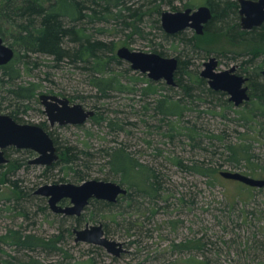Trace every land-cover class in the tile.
Returning a JSON list of instances; mask_svg holds the SVG:
<instances>
[{"label": "rangeland", "instance_id": "obj_1", "mask_svg": "<svg viewBox=\"0 0 264 264\" xmlns=\"http://www.w3.org/2000/svg\"><path fill=\"white\" fill-rule=\"evenodd\" d=\"M141 1L133 2L137 5ZM187 3L197 7L204 5L205 1L154 0L151 8L132 21L130 26L119 25L115 29L108 25L109 32L94 34L105 40H113L116 43L115 55L122 46L134 51H162V56L166 57H176L180 53L182 58H190L188 69L196 72L198 77L203 63L211 55L218 56L219 66L216 69L219 70L235 65L239 55L240 61L255 55V62L263 61L264 44L233 42L227 31L197 35L191 29H186L183 32L185 38L194 36L198 50L186 48L178 40L163 39L157 23L153 24L156 18L154 11L157 8H160V14L163 11H176L185 8ZM88 28L92 31L91 26ZM33 57L37 58L39 64L30 66L31 71L29 74L23 73L20 81L36 82L40 86L36 99L30 101V108L19 113L21 122L42 126L55 139L56 147L59 145L64 149L65 146H75L89 154L79 156L76 168L84 179L78 180L76 174L72 171L66 174L60 165L44 172V166L28 163L36 156L35 152L29 153L26 149L15 147L8 150L9 161L21 157L27 162V166L10 175V179L22 180L20 184L28 192V197L22 199L21 192L9 183L0 181V262L14 255L19 259L31 255L42 264H75L92 257L94 264H190L185 262L189 253H176L174 256L167 246L173 238L179 241L186 237L203 236L209 242L205 255L211 264H264V255L253 242L255 238L262 240L264 214L259 218L250 214L246 222L242 212L264 208V187L252 188L220 175L221 171H232L264 179V129L260 128V121L246 123L243 120L244 111L253 107L254 103L241 106L231 104V107L224 109L212 96L198 90L201 98H195L192 102L186 100L179 117L160 120L161 115L154 109L156 100L165 94L176 99L182 95V89L162 79H149L146 73L133 70L126 60H122V64L115 66L114 70L120 72L123 83L131 80L128 91H112L109 96L96 99L95 91L82 69L67 62L54 65L51 58L45 55ZM259 80L264 82V75ZM147 82L156 86L157 90L144 93L142 88ZM205 85L209 87L206 81ZM40 94L67 98L70 104L79 103L85 109H93L96 114L108 116L112 124L109 126L104 121L96 123L89 118L80 125H50L39 99ZM225 97L222 95L221 99L225 100ZM222 100L219 102L222 103ZM12 109L7 99H0V113L9 114ZM120 126L122 129H115ZM187 127H193V130ZM168 130L171 138L165 134ZM218 136H222L224 141L220 142ZM229 142L247 146L249 159L242 158L236 165L230 162L224 147ZM121 145L130 153L132 160L154 168L160 176L164 191L155 201L156 207L142 196H136V201L130 206L122 198L104 209L90 203L77 221L75 217L54 213L49 209L46 198L33 194L38 186L47 183L79 184L84 180L97 179L120 184L119 175L109 169L102 150ZM176 160L180 163H176ZM5 171V166L0 167V173L4 174ZM133 178L130 173L128 179ZM122 186L128 189L126 184ZM181 200L185 202L181 203ZM153 206L156 208L154 220L147 223L145 216L149 211L146 208ZM20 209H24L28 217L19 215ZM175 219L177 226L173 231L165 222ZM99 222L107 230L105 236L124 244L125 251L119 256L108 253L102 246L74 240L73 228ZM130 222L134 223V227L127 231ZM9 228L23 230L25 234H34L46 241H54L59 236L57 246H62L71 257H63L61 252L47 253L39 249L31 252L15 250L4 241V234ZM145 228H149V233L144 232ZM257 228L259 231L256 234ZM196 253L193 252L196 258H201V253Z\"/></svg>", "mask_w": 264, "mask_h": 264}, {"label": "trees", "instance_id": "obj_2", "mask_svg": "<svg viewBox=\"0 0 264 264\" xmlns=\"http://www.w3.org/2000/svg\"><path fill=\"white\" fill-rule=\"evenodd\" d=\"M133 1L0 0V36L14 50L12 59L8 63L0 65V99H7L9 106L13 107L9 114L17 122L23 123L19 113L29 109L30 101L36 99L40 84L31 81H20L23 73L29 74L32 69L30 66L36 67L39 64L37 58L34 59L33 55L48 56L54 62V65L67 62V64L82 69L87 74L88 83L95 91L94 97L96 99L107 97L112 91H128L130 87L128 85L131 80L123 83L120 72L114 70V67L121 65L123 60L115 55L116 43L113 40L102 39L94 33L103 34L105 31L109 32L110 30L107 29L108 25L114 26L115 29L119 25L130 26L133 24L132 21L144 14L145 10L153 5L154 0H142L137 5ZM204 1L212 11V16L205 25L206 33L227 31V35L233 42L248 41L255 44H264V23L258 27H253L249 31L240 28L237 0ZM186 6H190V4L187 3L185 4ZM154 13L156 18L153 24L157 23V28L161 30L163 39L178 40L179 43H184L186 48L198 50V44L194 36L185 38L183 33H166L159 25L160 8H157ZM89 26H91L92 31L88 28ZM135 28L139 29L136 25ZM157 53L163 55L162 51ZM254 57L243 59L246 70L255 71L258 68L260 70L263 68L264 59L261 62H255L256 59ZM176 58L178 64L174 72V79L176 86L182 89V95L172 99V96L165 94L156 100L154 109L161 115L160 120L172 116L179 117L184 108L182 104L186 103V100L192 102L195 98H201L199 92L212 96L224 109L231 107V104L221 99L223 95L221 92L206 87L205 80L198 77L196 72L188 69L191 64L189 57L182 58L179 53ZM184 76H186V79H183ZM260 76L261 74H258V76L254 74V77H252V99L245 104L254 103L255 105L247 107L248 109L243 113V120L246 123L260 121V128L264 129V82H260ZM156 90V86L149 82L142 88L144 93H152ZM219 100L223 102L220 103ZM222 116L224 117V115ZM91 119L96 123L104 121L109 126L112 124V119L102 113H94ZM187 128L193 130V127ZM115 129L122 128L120 126ZM169 131L165 132V134L171 138L172 135L169 134ZM189 137L193 138L192 135ZM218 138L220 142L224 141L222 136H218ZM53 140L56 143L55 139ZM224 147L228 153V160L233 164L235 163V165L242 158H245V160L249 159V148L241 145V143L229 142L224 144ZM56 148L59 152V158L50 167H45L44 172L60 165V169L65 170L66 174L72 171V173L76 174L78 180H83L84 175L76 166H78L79 156L84 153L88 155L89 153L78 150L75 146H65L64 149H61L57 145ZM102 151L106 154V163L109 165V169L119 175L120 184H126L128 189L127 193L119 196L114 203L92 199L89 204L100 205V208L104 209L115 205L119 198H122L130 206L132 202L136 201V196H142L144 199L149 200V203L155 204V201L162 196L161 192L164 191V188L159 178L160 176L154 168L132 160L130 153L126 151L123 145L111 147L109 150L103 149ZM28 152L31 153L30 151ZM176 163H180L179 160H176ZM3 166L6 167V171L4 174L0 173L2 174L0 181L9 183L13 188L21 192V198L23 199L28 192L20 184L22 180H11L10 175H15L20 169L26 167L27 162L24 158L16 157L12 158L7 164L0 165V167ZM130 173L134 177L132 180L128 179ZM184 202V200H181V203ZM146 210L153 215L156 208L153 206L150 209L146 208ZM18 211L19 215L24 216V218L28 217V213L24 209ZM242 212L244 221L247 222L249 219L246 218L250 214L254 218L261 217L264 214V208L243 210ZM75 219L79 221L80 218L75 217ZM168 222L173 229L175 227L173 222L171 220ZM133 227L134 223L130 222L127 231ZM258 231L259 229L257 228L256 234ZM105 232L107 233L106 229H104ZM144 232L149 233V228H145ZM261 233L263 236L262 240L255 238L253 242L254 246L264 255V234L263 231ZM58 237L56 236L54 241L48 239L46 241L34 234H25L23 230L9 228L4 234V241L15 250L31 252L39 249L47 253L61 252L63 257H71L62 246H57ZM207 243L209 242L205 241L203 236L186 237L176 241V243L171 242L169 249H176L178 254L189 253V258L185 261L187 263L211 264V261L205 255ZM195 251L201 253V258H196L193 254ZM8 255L10 256V254ZM8 259L2 260L0 264H42L31 255L22 259L14 255ZM75 264H94V258H88Z\"/></svg>", "mask_w": 264, "mask_h": 264}, {"label": "water", "instance_id": "obj_3", "mask_svg": "<svg viewBox=\"0 0 264 264\" xmlns=\"http://www.w3.org/2000/svg\"><path fill=\"white\" fill-rule=\"evenodd\" d=\"M240 25L244 29L258 26L264 21V0H239ZM212 12L206 5L192 10L186 8L177 11H163L160 14V25L168 34H175L187 27L195 29L197 34L203 33L204 24L211 18ZM14 55V50L6 44L0 36V65L8 63ZM117 57L130 62L133 70L146 73L153 81L163 79L167 84L175 85L174 72L177 68L176 57L162 56L156 52H142L130 50L125 46L116 50ZM217 62L214 57L204 63L205 68L201 76L208 78L209 87L214 90H223L230 94L229 100L235 106L248 100L247 88L241 87L244 79L232 75L229 70L215 72ZM39 99L44 105V112L50 125H80L91 118L95 111L85 109L79 103L70 104L67 98L55 95L40 94ZM13 146L18 149H29L36 156L29 160L30 164L50 166L58 160L59 153L50 134L40 125L17 122L10 114L0 113V165L7 163L8 158L4 149ZM220 175L227 179L240 181L248 186L262 188L264 179L254 178L240 172L221 171ZM36 194L48 198V205L54 212L64 215L79 216L88 205L89 200L98 199L110 203L117 201L118 197L127 193V189L114 181L97 179L84 180L79 184L70 182L45 184L39 187ZM69 199V204L61 206L58 202ZM74 240L98 246L114 255L119 256L125 251L123 243L109 239L105 236L102 223L87 225L83 229L74 230Z\"/></svg>", "mask_w": 264, "mask_h": 264}, {"label": "flooded vegetation", "instance_id": "obj_4", "mask_svg": "<svg viewBox=\"0 0 264 264\" xmlns=\"http://www.w3.org/2000/svg\"><path fill=\"white\" fill-rule=\"evenodd\" d=\"M252 1H256V0H252ZM237 3H238V16H239V26H240V28L242 29V30H251L253 27L255 28V27H258V26H253L252 28H249V29H244V28H242V26L240 25V14H239V7H240V4H239V0H237ZM204 5H206V4H204ZM199 6H201V5H198L197 7H193V6H186L185 8H183V9H180V10H184V9H186V8H191L192 10H195V9H197ZM207 6V5H206ZM209 7V6H208ZM177 11V10H176ZM212 12V11H211ZM207 23V22H206ZM206 23L204 24V26H203V33L202 34H204L205 32H206V30H205V25H206ZM264 23V21L261 23V24H263ZM260 24V25H261ZM186 29H191L192 31H193V34H197L196 33V31H195V29L194 28H192V27H187V28H185V29H183V30H181V31H179V32H177V33H183ZM176 33V34H177ZM202 34H197V35H202ZM211 57H214L215 59H216V62H217V65H216V67L214 68V71L215 72H218V71H222V70H219V69H216L218 66H219V63H218V56H213V55H211V56H208L207 57V61L209 60V58H211ZM239 57H241V55H239L238 56V58ZM236 59V62H235V65H231V66H229L228 68H226V69H223V70H229V69H231V68H233V70L231 71V74L232 75H236V76H240V77H242L243 79H244V81L242 82V84H241V87H246L247 88V90H246V93L248 94V96H249V98H248V100H246V101H243L240 105H238V106H241V105H244L246 102H249L251 99H252V95H251V80H252V77H254V74L255 75H257L258 76V74H261V75H264V69L263 70H260L259 68H258V70H255V71H253V70H246L245 69V63H244V61L243 60H239V59ZM207 61H205V62H207ZM204 62V63H205ZM204 63H203V69L205 68V66H204ZM202 69V70H203ZM201 70V71H202ZM201 71L199 72V76L201 77V78H203L206 82H207V84H208V78H204V77H202L201 76ZM163 80V79H162ZM175 85H176V83H175ZM208 86H209V84H208ZM214 90V89H213ZM216 91H219V92H221L224 96H226L225 98V100L229 103V104H234L233 103V101H230L229 100V97H230V94L228 93V92H226V91H223V90H216ZM235 106V105H234ZM53 139V138H52ZM11 148H13V146H9V147H7V148H5L4 149V154H5V156L7 157V155H8V150L9 149H11ZM18 149V148H17ZM26 150H28V151H30V152H32V153H34L32 150H29V149H26ZM8 158V157H7ZM9 162V158H8V161H7V163ZM7 163H5V164H7ZM28 163H29V161H28ZM54 163V162H53ZM2 165H4V164H2ZM52 165V164H51ZM50 165V166H51ZM50 166H44V168L45 167H50ZM45 171V170H44ZM47 184H53V183H47ZM43 185H45V184H42V185H40V186H38L35 190H34V192H33V194H36L35 193V191L39 188V187H41V186H43ZM250 187H252V186H250ZM252 188H258V187H252ZM263 188V187H262ZM260 189V188H259ZM37 195H40L41 197H43V198H46L47 199V203H48V198L46 197V196H43V195H41V194H37ZM92 200V199H91ZM91 200H89V202L91 201ZM96 200H98V199H96ZM104 201V200H103ZM58 204L59 205H61V206H66V205H68L69 204V199H67V198H63V199H61L59 202H58ZM89 204V203H88ZM48 207H49V205H48ZM49 209H51L50 207H49ZM53 211V210H52ZM54 212V211H53ZM156 212V211H155ZM54 213H56V214H60V215H64V214H62V213H58V212H54ZM82 213H83V211H82ZM82 213L79 215V216H75V215H64V216H68V217H77V218H80L81 216H82ZM155 214V213H154ZM154 214L152 215V214H148V215H146L145 216V219H146V222L147 223H150V220H154ZM172 222H173V224L175 225V227L172 229V227H171V225H170V223L167 221V223L166 224H169L168 226H169V228L170 229H172L173 231H176V219L175 220H171ZM143 222H145L144 220H143ZM145 222V223H146ZM99 223H101V222H99ZM87 225H91V224H88V223H85L83 226H81V227H79V228H73L72 229V232L74 233V230L75 229H83L84 227H86ZM103 225V224H102ZM171 242H174V243H176V239L175 238H173L170 242H169V244H168V251L169 252H171V253H173V255L174 256H176V249H174V250H171V249H169V246H170V243ZM171 248V247H170Z\"/></svg>", "mask_w": 264, "mask_h": 264}]
</instances>
